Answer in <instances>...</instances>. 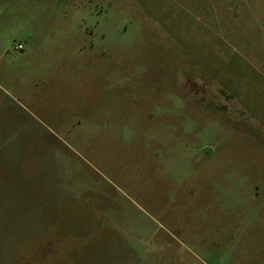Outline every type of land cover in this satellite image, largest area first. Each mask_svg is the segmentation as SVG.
<instances>
[{"label": "rangeland", "instance_id": "rangeland-1", "mask_svg": "<svg viewBox=\"0 0 264 264\" xmlns=\"http://www.w3.org/2000/svg\"><path fill=\"white\" fill-rule=\"evenodd\" d=\"M0 220L12 264H264V0H0Z\"/></svg>", "mask_w": 264, "mask_h": 264}, {"label": "crops", "instance_id": "crops-1", "mask_svg": "<svg viewBox=\"0 0 264 264\" xmlns=\"http://www.w3.org/2000/svg\"><path fill=\"white\" fill-rule=\"evenodd\" d=\"M2 206H3L2 212L4 213V215L6 212L10 211L11 216H8V218L18 217L17 214L19 212L16 213L14 211L15 209L12 211L13 205L4 204ZM17 220H20L19 222L24 221V223H28V222L33 221L31 215H26V216H23L21 218L18 217ZM0 221H1V223H0V264H12V262L14 260L12 257H14V255H16V252H18L17 250H20L21 244H19V243H21L22 241L20 239L18 240L16 238H12V239H10V241H12V243H11V242H9V239H4L5 237L14 236L13 233H17L18 231H15L14 227L12 228V226H14L12 221H11V224H10V222L2 223L3 220H0ZM15 222H17V221H15ZM19 241H21V242H19ZM22 245H24V244H22ZM24 250H25V248H24ZM5 256H8V258H5ZM19 258H20V256L17 259H19Z\"/></svg>", "mask_w": 264, "mask_h": 264}, {"label": "built area", "instance_id": "built-area-1", "mask_svg": "<svg viewBox=\"0 0 264 264\" xmlns=\"http://www.w3.org/2000/svg\"><path fill=\"white\" fill-rule=\"evenodd\" d=\"M17 49L23 50L24 49V45L23 44L18 45Z\"/></svg>", "mask_w": 264, "mask_h": 264}]
</instances>
